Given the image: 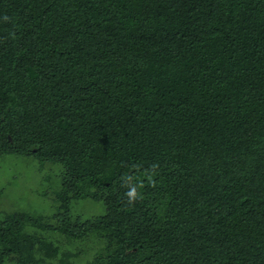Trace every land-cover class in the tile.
I'll return each instance as SVG.
<instances>
[{
    "label": "trees",
    "instance_id": "trees-1",
    "mask_svg": "<svg viewBox=\"0 0 264 264\" xmlns=\"http://www.w3.org/2000/svg\"><path fill=\"white\" fill-rule=\"evenodd\" d=\"M11 155L60 187L55 223L1 213L0 264L86 253L61 239H94L85 264H264V0H0ZM84 199L104 214L75 220Z\"/></svg>",
    "mask_w": 264,
    "mask_h": 264
},
{
    "label": "rangeland",
    "instance_id": "rangeland-1",
    "mask_svg": "<svg viewBox=\"0 0 264 264\" xmlns=\"http://www.w3.org/2000/svg\"><path fill=\"white\" fill-rule=\"evenodd\" d=\"M59 164L42 165L34 158L24 156H6L0 159V215L3 211H25L30 213H40L46 216L51 223L56 222V218L48 219V216L56 212V191L60 187ZM105 212L103 202H95L91 199H84L72 203L71 214L76 220L82 221L100 216ZM50 218V217H49ZM44 222L46 221L43 219ZM47 222V221H46ZM48 239H59L57 234L48 233ZM59 241V240H58ZM66 246L70 254H79L72 259L70 264H85L89 258L93 257L94 246H97L94 239L75 241L68 243L65 239L59 241ZM59 244V243H58ZM95 246V248H96ZM93 250V251H92ZM62 253L66 250L62 249ZM58 253L55 264H61L63 254ZM9 264H15L11 262Z\"/></svg>",
    "mask_w": 264,
    "mask_h": 264
}]
</instances>
